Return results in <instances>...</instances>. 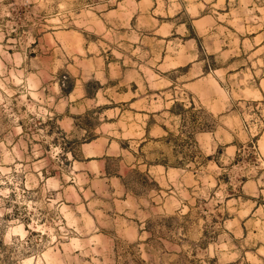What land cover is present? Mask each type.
<instances>
[{
  "label": "rangeland",
  "instance_id": "1",
  "mask_svg": "<svg viewBox=\"0 0 264 264\" xmlns=\"http://www.w3.org/2000/svg\"><path fill=\"white\" fill-rule=\"evenodd\" d=\"M0 264H264V0H0Z\"/></svg>",
  "mask_w": 264,
  "mask_h": 264
},
{
  "label": "trees",
  "instance_id": "2",
  "mask_svg": "<svg viewBox=\"0 0 264 264\" xmlns=\"http://www.w3.org/2000/svg\"><path fill=\"white\" fill-rule=\"evenodd\" d=\"M73 90H74V85L73 84H70L69 85V88L67 90V93H71ZM171 112L174 113V109H172Z\"/></svg>",
  "mask_w": 264,
  "mask_h": 264
}]
</instances>
